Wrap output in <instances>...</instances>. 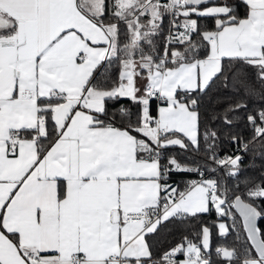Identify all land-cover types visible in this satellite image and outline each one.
Listing matches in <instances>:
<instances>
[{"label":"snow or ice","instance_id":"snow-or-ice-1","mask_svg":"<svg viewBox=\"0 0 264 264\" xmlns=\"http://www.w3.org/2000/svg\"><path fill=\"white\" fill-rule=\"evenodd\" d=\"M260 218L264 0H0V264H264ZM168 224L190 235L155 254Z\"/></svg>","mask_w":264,"mask_h":264},{"label":"trees","instance_id":"trees-1","mask_svg":"<svg viewBox=\"0 0 264 264\" xmlns=\"http://www.w3.org/2000/svg\"><path fill=\"white\" fill-rule=\"evenodd\" d=\"M216 2H219V0H216ZM230 2L236 3V2H238V0H230ZM209 5H211V4L209 3ZM240 12H241V14H243V8L240 9ZM201 23L206 24L207 26L211 27L213 22H212V20L209 19V20H202ZM167 28H168V21H167V19H165V21H164L165 35L167 34ZM121 103H123L125 106L131 107V110L133 113L136 111V108L134 106H131L129 101L123 100ZM224 103H226V101ZM224 103L217 102L214 94L212 95L211 100H209L208 97H205L204 102H203L202 107H201L202 114L203 115H210V114H212L213 109H216L217 111L222 112L223 107H224ZM115 107H120V105L116 104ZM253 108H254V105H250L249 111H252ZM152 109H153V112H155V109H156L155 103H153ZM240 115H241V117H243V116H245V113H241ZM133 119H134V117H133ZM245 125H246L245 119H238L237 120V127L234 129V131H236L239 134H242L245 138H250L252 135L251 129L246 127ZM212 126L221 130V132H222V136H221L222 144L220 145L219 155L221 157H223L225 154H232L235 151V148H237L238 146L236 144H232L223 135L224 130H223L222 121H216ZM202 128H203V126H202ZM255 148H258V145L255 146ZM255 148H254V150H255ZM167 154H176L178 156V158H180L182 160L185 158H190L193 155L191 150H189L188 152H184L183 150L179 149L178 147L171 148V149L167 150L166 155ZM198 158L199 159L204 158L203 157V151H201ZM261 163H262V161L259 157H256L255 160H253L251 151L245 153V158H244L243 165H242L243 175L258 176L259 175V166ZM221 174L222 173H217V175H221ZM195 177L196 176L192 175V174H188V175L172 174L169 182L172 183L174 186L176 184H179L181 187H183L184 183L187 180L194 179ZM229 183H231V181H229ZM232 211L236 215L237 219H239V217L235 213V211L234 210H232ZM216 220H217V217H216L215 212L213 211L211 214L202 215L201 221H200L202 223L207 224L212 229L211 241H212V246H213V253H214L215 247L218 245H221V244L231 245L233 240H234V237L236 235V233H231L227 237H220L218 235L217 228L213 224V222ZM224 222L226 224H229V225H231V223H232L231 220H228L227 218H225ZM241 225H242V223H241ZM257 225L261 229H264V218L258 219ZM184 228H185V226H180L178 228L174 224H168L165 227H162L158 234H156L150 238L149 242L151 244H153V252L155 254H159L163 250H167L169 247L174 246L177 242H179V240L181 239L183 234H189L190 235V232L189 233L184 232Z\"/></svg>","mask_w":264,"mask_h":264},{"label":"built area","instance_id":"built-area-1","mask_svg":"<svg viewBox=\"0 0 264 264\" xmlns=\"http://www.w3.org/2000/svg\"><path fill=\"white\" fill-rule=\"evenodd\" d=\"M236 151H237V148H235V151H234V152H236ZM198 178H199V177L196 176L194 179H198Z\"/></svg>","mask_w":264,"mask_h":264},{"label":"water","instance_id":"water-1","mask_svg":"<svg viewBox=\"0 0 264 264\" xmlns=\"http://www.w3.org/2000/svg\"><path fill=\"white\" fill-rule=\"evenodd\" d=\"M234 210V209H233ZM235 211V210H234ZM237 215H238V217H239V214L238 213H236ZM241 223H242V221H241Z\"/></svg>","mask_w":264,"mask_h":264},{"label":"rangeland","instance_id":"rangeland-1","mask_svg":"<svg viewBox=\"0 0 264 264\" xmlns=\"http://www.w3.org/2000/svg\"><path fill=\"white\" fill-rule=\"evenodd\" d=\"M208 6H211V5H208ZM218 231V230H217Z\"/></svg>","mask_w":264,"mask_h":264}]
</instances>
